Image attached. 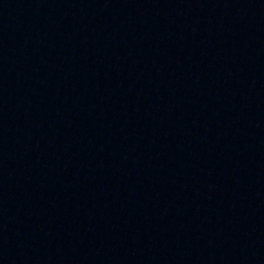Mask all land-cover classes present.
Listing matches in <instances>:
<instances>
[{"label": "water", "instance_id": "95a60500", "mask_svg": "<svg viewBox=\"0 0 264 264\" xmlns=\"http://www.w3.org/2000/svg\"><path fill=\"white\" fill-rule=\"evenodd\" d=\"M0 264H264V0H0Z\"/></svg>", "mask_w": 264, "mask_h": 264}]
</instances>
